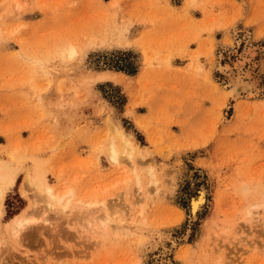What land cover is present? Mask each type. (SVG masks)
Instances as JSON below:
<instances>
[{"label":"rangeland","instance_id":"obj_1","mask_svg":"<svg viewBox=\"0 0 264 264\" xmlns=\"http://www.w3.org/2000/svg\"><path fill=\"white\" fill-rule=\"evenodd\" d=\"M13 2L0 0V163L20 173L0 264H264V0ZM239 68L258 91L233 98ZM37 169L113 223L34 211ZM24 210L38 223L15 241Z\"/></svg>","mask_w":264,"mask_h":264},{"label":"bare ground","instance_id":"obj_2","mask_svg":"<svg viewBox=\"0 0 264 264\" xmlns=\"http://www.w3.org/2000/svg\"><path fill=\"white\" fill-rule=\"evenodd\" d=\"M12 2H13V0H12ZM14 3L16 4L15 1L13 2V4ZM15 4L14 5L11 4V5L15 7ZM260 65L259 66H260V69L262 71L263 66H264V61H260ZM240 66L242 67V65H240ZM240 68H239L240 71L238 73H235V74L229 73L228 74L230 83H231V85H233L232 90H231V94H230L233 96V98L241 97L240 93H243L246 91L248 92V95H253L255 90H257L258 81L256 80V78L253 79V76H252L253 71L251 72L250 70H246V72L244 71L242 73L241 71L243 69H240ZM251 76H252V78H251ZM120 134H121L120 137L123 140V144L125 145V147H127V152L129 153L128 157H125V158L130 159L131 155L133 154V151L136 150V148H134L133 143L131 140H129V138H127L122 133H120ZM121 152H123V151H121ZM109 153H110V160L113 161L112 163H114V162L120 163L121 157L123 156L124 152L120 156V150L114 144H111V148H110ZM130 160L134 161L133 159H130ZM134 163H136V162H134ZM132 168H133V166H132ZM134 168H135V165H134ZM19 173H20V170H19L18 166H15L12 163H8V162L0 163V217H2L4 214V199H5L7 190H9L11 187H13L16 184L18 177H19ZM63 183H65V182H63ZM23 186H24L23 189H25V192H27L28 190L34 191V195H33L34 201L32 200L33 202H31V203H33V204H31L33 209H36L34 211H37L38 207H40V206H38L39 203H42L48 210L55 211L58 214H66L70 210H73V212L76 213L75 210L78 209L79 212L80 211L83 212V214H82V212H80L81 213L80 216L84 215V213L85 214L87 213V215H86L87 218L85 216H83L86 219L87 224L91 223V225H92L93 222L95 223V221L101 220V222L102 221L103 222L102 223L100 221L99 222L101 223L103 228H106L110 222L113 223V221L115 219V218L113 219L110 217L106 203H104V202L102 204L99 203L100 205H98V206H97L98 203L96 204L93 202L91 204H83V202L76 199L77 194H76V189H74V187H64L65 186L64 185L63 186L64 188H59V187L53 185V184L49 183L44 172H41L38 169L26 176L24 183H23ZM24 194H27V193H24ZM206 195H207L206 190L204 189V187H201L199 189L197 197H195L191 200V204H190L191 205V214L194 217L197 215L198 211L201 210L203 204L206 202ZM193 200L196 201L195 204H193ZM73 212H71V213H73ZM99 212H100V215H98ZM131 215H132V213H131ZM138 218H141L140 221L145 220L144 213L141 212L140 217L138 216L137 219ZM135 221L137 222L136 219H135ZM118 222H119V220H118ZM37 223H38L37 216H35L34 214L32 215L31 211H29V210H24L22 213L16 214L11 220H9L8 225H7L8 226V232L10 233V235H12V237L15 239V241H19L21 233L25 229L32 227V226H34V224H37ZM115 223H114V225H115ZM141 224H142V222H141ZM121 225L122 224L120 222L119 224L118 223L116 224V227L115 226L114 227L117 229H120V228L122 229ZM139 242H141V241H139ZM162 264H167V262L166 263L163 262Z\"/></svg>","mask_w":264,"mask_h":264},{"label":"snow or ice","instance_id":"obj_3","mask_svg":"<svg viewBox=\"0 0 264 264\" xmlns=\"http://www.w3.org/2000/svg\"><path fill=\"white\" fill-rule=\"evenodd\" d=\"M195 202H196V201H195V200H193V204H195Z\"/></svg>","mask_w":264,"mask_h":264}]
</instances>
